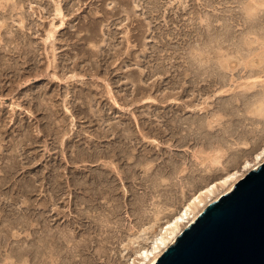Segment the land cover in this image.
I'll return each instance as SVG.
<instances>
[{
  "label": "rangeland",
  "instance_id": "1",
  "mask_svg": "<svg viewBox=\"0 0 264 264\" xmlns=\"http://www.w3.org/2000/svg\"><path fill=\"white\" fill-rule=\"evenodd\" d=\"M263 148L264 0H0V264H129Z\"/></svg>",
  "mask_w": 264,
  "mask_h": 264
},
{
  "label": "water",
  "instance_id": "2",
  "mask_svg": "<svg viewBox=\"0 0 264 264\" xmlns=\"http://www.w3.org/2000/svg\"><path fill=\"white\" fill-rule=\"evenodd\" d=\"M154 264H264V161L209 203Z\"/></svg>",
  "mask_w": 264,
  "mask_h": 264
},
{
  "label": "bare ground",
  "instance_id": "3",
  "mask_svg": "<svg viewBox=\"0 0 264 264\" xmlns=\"http://www.w3.org/2000/svg\"><path fill=\"white\" fill-rule=\"evenodd\" d=\"M54 10L57 16L63 18L62 9L59 7V4L56 5V8ZM49 37H52V34H49ZM182 90L184 91L183 88ZM263 161L264 148L257 154L255 153V156L251 161H245L243 167L239 171L225 174V177H221V180L218 179V182L208 185L203 191L198 193V195L194 197L189 204H187L181 211H179V213L170 222H168L165 227L160 229V233L153 238L148 247L138 250L129 264H154L157 258L163 253V251L175 242L179 234L197 218V216L205 209V207L209 203L217 200L222 194L230 192L238 180H240L248 171L257 169Z\"/></svg>",
  "mask_w": 264,
  "mask_h": 264
}]
</instances>
